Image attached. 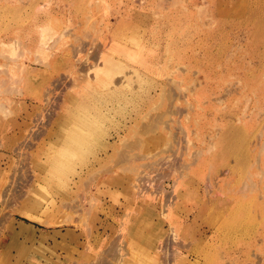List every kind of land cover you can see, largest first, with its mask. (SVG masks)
<instances>
[{
  "label": "rangeland",
  "instance_id": "1",
  "mask_svg": "<svg viewBox=\"0 0 264 264\" xmlns=\"http://www.w3.org/2000/svg\"><path fill=\"white\" fill-rule=\"evenodd\" d=\"M126 30L140 38L147 67L134 66L149 83L144 91L135 83L130 101L116 104L124 115H116L121 130H111L110 157L61 187L47 172L44 137L73 93L69 56L85 74L114 47V32ZM50 36L60 49L49 57L36 50ZM0 70V91L10 77L19 83L7 86L20 90L0 93V104L10 105L0 111V264L38 260L24 251L21 224L42 235L33 244L46 240V256L58 264H264V0H0ZM41 188L49 194L30 203ZM146 218L151 225L138 229L135 243L130 236ZM147 237L157 256L147 254ZM126 239L135 256L115 260Z\"/></svg>",
  "mask_w": 264,
  "mask_h": 264
},
{
  "label": "bare ground",
  "instance_id": "2",
  "mask_svg": "<svg viewBox=\"0 0 264 264\" xmlns=\"http://www.w3.org/2000/svg\"><path fill=\"white\" fill-rule=\"evenodd\" d=\"M87 19H88V17H87ZM88 20H90V19H88ZM40 29H42V30L44 29V31L46 30L44 28V26H42ZM40 29H38V30H40ZM46 31L44 32L43 36L46 34ZM48 32L49 31H47V36H48ZM40 34H42V33H40ZM135 34L136 33L133 30H131V32L129 30H126L125 32H122V33L114 32V34L112 36L113 37V41L115 42L114 47L108 53H105V52L101 53V54L99 53L100 54L99 59H100V64L101 65L99 67H97V63H96V65L94 63L95 68H92V67H94L92 65L90 68H88V70H86L87 72L88 71L89 72H91V71L94 72V75H93L94 77H92V73H90L91 77L89 76L90 77V78L88 77L89 79L87 78V72L85 73L86 74L85 75V74H82L80 70H78L80 68L77 65L78 63L76 64V61L78 59L74 63V62L70 61L71 60L70 59L71 55L69 56V60H68L69 64L68 65L71 67V69H73L72 73H75L76 75H78V76H72L73 77L72 78V80H73L72 84L73 85L71 84L72 87L70 88V90L73 93L65 94L64 99L62 98L63 99V101L61 100V102H63L62 106L63 105H67V108L65 109V111H66L65 113L66 114L64 115L61 112H57L55 114L56 115L55 120H61V121L58 124L57 123L56 124H51L52 127L47 131V133H46V135L44 137V139L48 140L47 143H46L47 152H46V155H45L46 159H47L46 161H48V164H49V169L47 167V169H48L47 172H48L49 176L51 178L55 179L57 184L59 186H61V187H65V186L67 187L68 183L74 179V176L76 177V175L78 173H80L79 169L82 170L83 167L89 166V163L91 161H93V160L100 161V159H102L101 158L102 154H103V160L106 157L109 156L108 149L110 147H113V146L110 145V139L112 137L111 130H112V128L115 129V130H121L120 123L117 120L116 115H119V114L122 115V116L124 115V113L123 112L121 113L120 110H116V107H117L116 104L121 105L122 101H124V98L125 99H129L130 94L133 95L135 93L134 90H133V88H134L133 85H136L135 83H137L139 85V87L141 88L142 91L145 90L146 84L149 83L144 77H142V75L140 74V71L134 66V65L138 64V65H142L144 67H147V65H146L147 63H144L143 60L141 59V54L143 52V49L141 50V48H139L140 47L139 46V39L140 38L136 37ZM60 35L58 37L62 38L64 36V33L61 36ZM40 37H42V36L40 35ZM52 38L53 37H51V36H50V38H48V37L47 38L43 37L41 39L39 38L37 43H39V40H40V44H38L40 46L37 45L38 48H37L36 51L39 52V53H43V55L48 53L47 56H49V51L50 50H51L50 55H51V53H54V52H52V50H55L57 52V49L59 50L60 48L58 46L55 48V45L59 42L58 41L59 38L57 39V41H55L57 43H55L53 41L55 44L54 43L51 44L50 41L52 40ZM78 39H77V41H78ZM85 39H86V37H85ZM74 40H76V39H74ZM60 41L62 42L64 40H60ZM81 42H83V41H81ZM92 45H94V44L92 43ZM12 46L9 48V53H10L11 57L15 56L16 53H17V52H15L17 49L16 50L14 49L15 50L14 51L12 49ZM76 49L78 50V51L76 50L77 53L80 54L81 45L79 44V42H78V46H77ZM71 52H74L73 49H72ZM90 52L92 53V51H90ZM90 52H88L86 54V57L88 59L92 58L91 55H90ZM67 53L70 54V52H67ZM23 54H24V52H23ZM96 54H94V56ZM21 55H22V53H21ZM21 55L19 54V56H17V57H19L18 59H21L23 57V56L20 57ZM38 56L36 57V61L38 60ZM11 57L9 56L8 60H9V58L11 59ZM39 57L41 58V56H39ZM49 57H48V59H49ZM96 57H98V56L96 55ZM96 57H95V59H96ZM16 59L17 58H13L14 61ZM23 59H25V58H23ZM11 61H12V59H11ZM36 61H34V62H36ZM38 61H37L38 64H40V62H41L42 63L41 65L44 64L45 67H47V70L50 69V68H48V65L45 64L46 62L48 63V61H46L45 63L42 62V61H40V62H38ZM51 65H54V64H51ZM22 66H23V64L21 66H18V68H20V67L22 68ZM24 67L27 68V73L29 75L33 72V71L32 72L28 71V68H29L28 66L25 65ZM20 69L18 71L22 72V70H20ZM52 71H54V70H52ZM3 73L5 74V71H3ZM40 76H42V75H40ZM46 77H48V76H46ZM51 77H53V75ZM11 78L12 77H10V79ZM10 79L5 80V83H6V81H8L7 82L8 84L16 82V81L13 82L14 81L13 79H12L13 81L11 82ZM20 79L21 78H19V80ZM29 82H31V81L29 80ZM16 83H19V82L17 81ZM4 84H2V87L5 86ZM8 84H6V87L8 89L5 87L7 90L6 89L4 90V88H3V90H1L0 93L1 92H3V93L5 92V94H8V95L10 94L11 95L13 93L17 94L20 91L19 89H18L19 90L18 92H17V90L15 91V89H17V88H14V87H13L14 88V91H13L12 90L13 88L10 87L11 85L7 86ZM59 84L61 86V83H59ZM12 86H13V84H12ZM14 86L16 87L17 85H14ZM55 87H58V86H55ZM57 89H59V88H57ZM18 94H20V93H18ZM21 95H22V92H21ZM98 96H100V98L103 99V103H101V101L98 100V98H99ZM114 100H115V103H114ZM6 101H8V100L6 99ZM129 101H130V99H129ZM129 101H126V104H129L130 103ZM9 104H11V103L9 102ZM134 105H135V103H134ZM9 106L10 105L7 106L5 104H0V111H2V112L6 111L8 113L9 109L7 107H9ZM58 110H59V107H58ZM114 110L116 112H114ZM9 113H10V111H9ZM5 115H7V114L4 113L3 116H5ZM8 116H6V117H8ZM48 121H50V120H48ZM52 122H56V121L53 120ZM57 122H59V121H57ZM148 127L149 126L147 125L145 129H147ZM147 130L149 131V129H147ZM147 130L144 131L142 129V131H140V132H143V131L147 132ZM153 133H155V132H153ZM168 137H170V136H168ZM129 147H130V145H129ZM162 152H165V150L162 151ZM118 155H117V158L120 157L122 159L123 155L126 156V153H124V154L121 153V156L120 155L118 156ZM171 157L172 156H170V157L168 156V157H165V158L168 160ZM125 158H127V156ZM132 158H135L134 155H133ZM159 159H161V158H159ZM146 166H148V165H146ZM153 168H155V166H153ZM149 169H152V167H149ZM175 169H176V167H175ZM145 174H147V173H145ZM50 177L48 178V176H47L46 178L49 180V179H51ZM72 177H73V179H72ZM147 177H148L147 179H149V173L147 174ZM142 179H143V177H142ZM48 182H51V181H48ZM48 182H47V184L50 185ZM52 182H51V184H52ZM1 184H3V183H1ZM1 184H0V186H1ZM138 185H140V184H138ZM150 185H151V187L152 186L155 187L154 184H150ZM53 186L56 187L55 183H54ZM2 187H3V185H2ZM2 187H1V189H2ZM54 187H52V188H54ZM138 190H139V188H138ZM44 192L47 195L49 194L48 192H46V189H44V188H41L40 191L38 190L36 193L35 192L30 193L29 195H31V199H32L30 201V203H34L35 205L39 206L41 204L42 200H40L41 197H40V199H37V198L39 197V195H44L43 194ZM44 197H42V199H45ZM52 203L54 204V202H52ZM52 207H53V205H52ZM26 208L29 211V213L32 214L31 212L33 211V208L32 209L29 208V207H26ZM25 210H23V211H25ZM58 210H56V211H58ZM28 211H26V212H28ZM21 213H23V212L21 211ZM24 215H25V217L27 216V217H29L30 219H32V220H34L36 222L43 223L42 220L39 219V218H36V217H33V216H29L28 214L27 215L24 214ZM68 216H69V214H68ZM46 221H44V222H46ZM150 223H151V221L149 219H147V221H142V224H144V226L139 225L140 228L139 227L136 228L137 231H136L135 235L134 236H130L129 235L132 238V240H134L133 242L139 243L142 240L141 239L142 236L138 234L139 232H142V231H140L138 229H142L144 227L147 228L148 226L151 225ZM25 226L23 224H21L20 225V231L18 232L19 234L25 235V237L27 239V244H26V248L24 249V251L25 252L31 251L30 255L33 254L35 256V258L38 259V260H35V259H30V257H28L29 262L30 263H34V264H38L39 261H41V259H46V264H58L57 260L54 261L53 258L46 256L45 251L50 248V246H47L46 244H44V242H47V241L43 240V242H41V247L37 248L38 246L36 244H33V241L37 240L34 237V235H35L34 228L31 227V226H30V228L25 227ZM54 233H55V235L62 234L61 231H54ZM66 234H67V236L68 235L72 236V235H74V231L73 230H69ZM66 234H63V235H66ZM149 239H150L149 237H147L145 239V241H147V244H148L147 254L148 255L149 254H153V255L157 256L158 252L154 248L153 242H149ZM150 240H152V239H150ZM124 244L125 245H123L122 247H118L117 246L118 249H116V252H113V253L116 254V257H117V258H115V260L120 258V256L121 257L125 256L124 258H122V260L124 262H127L128 257H131V255L128 256V257H127V255L132 254V255L135 256V253L137 251H134L133 246H132L133 245L132 241L131 240L127 241V239H126ZM35 246H37V247H35ZM41 248H42V250H41ZM36 252L38 254H40V255H38ZM110 253H111V251L110 252L107 251V252L103 253L102 259H100L101 261H99V262H102V260L108 261L107 255L108 254L110 255ZM113 257H114V254H113ZM112 260L113 259H110L109 261H112ZM116 261H117V263L114 261L115 263L113 262V264H118V263L120 264V262H118V260H116ZM130 261H132V260H130ZM97 263H98V261H97ZM103 264H104V262H103ZM121 264H124V263H121ZM128 264H132V262H129ZM139 264H141V263H139ZM145 264H147V263H145Z\"/></svg>",
  "mask_w": 264,
  "mask_h": 264
},
{
  "label": "crops",
  "instance_id": "3",
  "mask_svg": "<svg viewBox=\"0 0 264 264\" xmlns=\"http://www.w3.org/2000/svg\"><path fill=\"white\" fill-rule=\"evenodd\" d=\"M36 233H37V232H36ZM41 238H42V235L39 236V237L36 236V239H37L36 242L38 243V245H40L39 241L41 240ZM17 239H18V243H19V242H23V240H24L23 238H20V237L17 238ZM12 241H13V240H12ZM12 243H13V242H11V244H12ZM11 244H10V245H11ZM52 245H53V244H52ZM6 254H7V256H6ZM9 254H10V255L12 254L11 246H9V249L5 252V258L8 259V258L10 257ZM8 260H9V259H8ZM8 263H9V262H8Z\"/></svg>",
  "mask_w": 264,
  "mask_h": 264
}]
</instances>
